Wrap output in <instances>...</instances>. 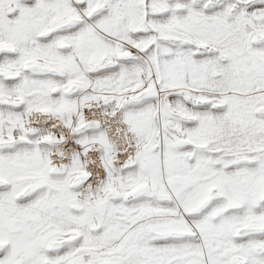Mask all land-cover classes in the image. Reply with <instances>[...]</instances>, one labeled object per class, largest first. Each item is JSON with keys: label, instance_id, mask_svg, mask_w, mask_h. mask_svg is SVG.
I'll return each instance as SVG.
<instances>
[{"label": "snow or ice", "instance_id": "1", "mask_svg": "<svg viewBox=\"0 0 264 264\" xmlns=\"http://www.w3.org/2000/svg\"><path fill=\"white\" fill-rule=\"evenodd\" d=\"M0 264H264V0H0Z\"/></svg>", "mask_w": 264, "mask_h": 264}]
</instances>
